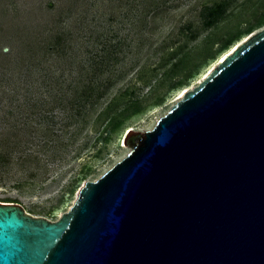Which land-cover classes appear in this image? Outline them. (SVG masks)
<instances>
[{"label": "rangeland", "instance_id": "rangeland-1", "mask_svg": "<svg viewBox=\"0 0 264 264\" xmlns=\"http://www.w3.org/2000/svg\"><path fill=\"white\" fill-rule=\"evenodd\" d=\"M263 27L264 0H0V201L59 219L128 153L130 129L152 128ZM182 54L189 63L158 81ZM136 98L144 109L119 114ZM107 113L121 119L112 131Z\"/></svg>", "mask_w": 264, "mask_h": 264}, {"label": "water", "instance_id": "water-1", "mask_svg": "<svg viewBox=\"0 0 264 264\" xmlns=\"http://www.w3.org/2000/svg\"><path fill=\"white\" fill-rule=\"evenodd\" d=\"M57 220L0 201V264H264V27Z\"/></svg>", "mask_w": 264, "mask_h": 264}, {"label": "trees", "instance_id": "trees-1", "mask_svg": "<svg viewBox=\"0 0 264 264\" xmlns=\"http://www.w3.org/2000/svg\"><path fill=\"white\" fill-rule=\"evenodd\" d=\"M226 4L223 2H220L218 4L207 7L208 17L205 18V25L206 26L212 27L213 25H216L217 22L224 17V13L227 11L226 10ZM227 45H228V43L223 44L222 48L227 47ZM176 52H178V51L177 50L172 51L171 56H173ZM188 58H189L188 54H182L177 60L173 61L170 64V66L164 70V72L161 74V77L158 79V81L165 79V78H173L174 75L178 73V69L181 66H184V65L189 63ZM140 100H141L140 98L129 99L125 103V106L121 110L118 111L119 114H128V115L131 114L132 115L136 112L141 111L144 108L141 106ZM131 108H132V111H130ZM107 117H108V119H107V124L105 125V130L108 129L109 131H112V128L115 129L119 125V123L121 122V119H119L118 113H114V114H110V115L108 114ZM112 124L114 126H112ZM111 126H112V128H111ZM1 157L3 158L4 161L8 160V156L5 154L2 155Z\"/></svg>", "mask_w": 264, "mask_h": 264}, {"label": "bare ground", "instance_id": "bare-ground-1", "mask_svg": "<svg viewBox=\"0 0 264 264\" xmlns=\"http://www.w3.org/2000/svg\"><path fill=\"white\" fill-rule=\"evenodd\" d=\"M247 38V37H246ZM245 38V39H246ZM244 39V40H245ZM240 42H238V43H235L228 51H226L224 54H222L221 56H220V59H219V61H218V63L221 61V60H223L224 58H225V56L227 55V54H229L238 44H239ZM217 63V64H218ZM217 64H215L214 66H212L210 69H209V71L207 72V73H205L204 74V76L202 77V79L200 80V81H202L212 70H213V68L217 65ZM192 88H194V86H192V87H189V88H185L184 90H182L181 92H180V94L175 98V103L185 94V92L187 91V90H190V89H192Z\"/></svg>", "mask_w": 264, "mask_h": 264}]
</instances>
